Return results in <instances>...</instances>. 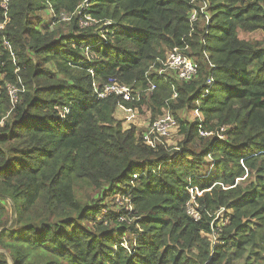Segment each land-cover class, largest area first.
Instances as JSON below:
<instances>
[{"label": "trees", "instance_id": "16d2710c", "mask_svg": "<svg viewBox=\"0 0 264 264\" xmlns=\"http://www.w3.org/2000/svg\"><path fill=\"white\" fill-rule=\"evenodd\" d=\"M1 3L0 264H264V46L238 36L264 31V0ZM174 47L198 55L192 80L152 68ZM111 80L141 99L97 98ZM144 97L151 123L160 107L200 112L174 114L178 150L115 118Z\"/></svg>", "mask_w": 264, "mask_h": 264}, {"label": "built area", "instance_id": "2783aa9c", "mask_svg": "<svg viewBox=\"0 0 264 264\" xmlns=\"http://www.w3.org/2000/svg\"><path fill=\"white\" fill-rule=\"evenodd\" d=\"M7 2L8 0H2L1 6L6 11L7 9ZM192 21L196 20V14L192 13L190 16ZM7 18L5 17V21L0 25L3 27ZM6 44V43H5ZM182 49L177 47L172 48L166 54L164 60L160 61V66L158 68L152 67L157 74L161 76L169 75L174 76V78L180 82H186L192 80L196 74L197 69L195 63H193L185 54H183ZM165 70L170 72L166 73ZM148 84L146 89L141 90V92L148 91L151 95L156 85L152 82L149 78ZM92 90L96 94L97 98H106L110 95H117L122 98L123 101L128 103H135L141 99L138 90L136 94L133 92V88L127 84H123L117 80H111L107 83H103L99 85L98 83H92ZM17 89L14 87L10 88V96H11V103L14 104L16 101V93ZM178 97V92L172 86V94L170 100H176ZM168 102V101H167ZM163 110V113L156 116V119L148 125L145 133L143 134V140L145 144L149 145L150 147H155L159 144H163L166 138H169L171 133L174 131V128L177 126V122L174 119V116L170 113L169 106ZM64 111L67 109L64 108ZM197 112L198 110H194ZM63 117V116H62ZM199 117V115H197ZM199 135L204 137L208 135V132H204L203 130L198 131ZM212 166V165H211ZM188 193L190 195V200L186 203L187 213L194 219L197 220L199 218V214L195 209L197 206L194 202V196L200 195L201 192L196 187H191L188 189Z\"/></svg>", "mask_w": 264, "mask_h": 264}, {"label": "rangeland", "instance_id": "374dc122", "mask_svg": "<svg viewBox=\"0 0 264 264\" xmlns=\"http://www.w3.org/2000/svg\"><path fill=\"white\" fill-rule=\"evenodd\" d=\"M47 13H49V12H47ZM65 16L66 15L59 14L57 17H61L62 19H65ZM48 17L49 16H47V18ZM203 24H204V19L201 18L198 21L197 28H201ZM56 27H58V31H61V29H63L62 24H60V25L57 24ZM238 36L240 38L247 39V40H257L264 46V31H261V30H254L251 32L241 31V32H239ZM182 52L193 63L196 62L195 59L196 60L198 59V55L196 54L194 49L191 47H187ZM186 52H187V54H186ZM167 53H168V51L165 53V55ZM195 65H196V63H195ZM165 72L170 74V72L168 70H165ZM169 76L174 79V76H172V75H169ZM149 94L150 93L148 91H145V93H144L145 96H148ZM172 101H175L172 103L177 102L176 100H172ZM150 107H151V99L144 97L142 99L141 105H139V106H134V107L129 106V108H127L125 106L119 107L115 112V118L117 119V121H119L121 123V126L124 129H128L130 127H133L136 130V134L141 136L143 139V134L145 133L146 128L148 127V125L151 123V120H152L151 115L153 114V112L151 111ZM162 108H164V107H160V109L155 112V115L157 114L156 116H158L159 113H161V114L163 113V110H165V108L163 110H162ZM166 108H168V107H166ZM169 110L173 116H174V114L175 115L177 114L180 118L188 119L189 121H194L195 120L194 118H196L197 115H199V118H200V112L199 111L195 112L194 110H190V109L189 110H187V109H181V110L176 109L175 110V109H173V107H172V109H171V107H169ZM204 132H206V131H204ZM208 133H209L208 135L204 136V140L208 137H209L208 139H210V137L215 138L217 136H219L220 138L223 137L220 134V131L219 132H208ZM213 135H215V136H213ZM182 140H183V135H180L177 132V129L175 130V128H174V131L171 133L169 138L165 139V141H166L165 144H166L168 151L172 152V151L178 150L179 143ZM187 147L188 148L193 147L195 149H198V151H200L199 150L200 147L197 144L188 145ZM210 159H211L210 157H207V160H209L210 163H213ZM211 170H212V166L209 165V167L207 168V171L202 173V175L208 176L209 173L211 172ZM74 191L76 193V197L82 203L89 201L95 195V192L92 191V188H86L85 186H81L80 184H75ZM117 199L118 198H116V200ZM123 203H125V202H123ZM123 206H125V205H123ZM218 213H217V215H218ZM235 264H237V263H235Z\"/></svg>", "mask_w": 264, "mask_h": 264}]
</instances>
